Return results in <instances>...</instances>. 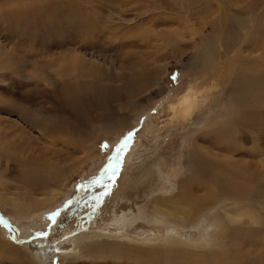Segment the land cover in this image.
<instances>
[{
	"label": "rangeland",
	"instance_id": "374dc122",
	"mask_svg": "<svg viewBox=\"0 0 264 264\" xmlns=\"http://www.w3.org/2000/svg\"><path fill=\"white\" fill-rule=\"evenodd\" d=\"M2 74L0 102L9 101L11 110H0V128L9 121L14 136L8 145L0 134V166L2 153H14L11 163L19 166L12 173L1 166L0 199L36 205L29 218L21 219L19 209L0 203L3 249L12 246L22 258L19 263L2 257L0 264H72V255L56 247L53 228L70 214L75 220L85 193L97 191L111 175L127 173L131 183L125 190L135 195L149 183L143 174L152 173L161 157L171 160L166 171L181 153L191 157L190 167L195 161L203 166L243 159L258 164L254 171L264 176V96L252 105L231 102L233 87L241 89L248 75L253 87L264 88V0H0ZM72 82L88 88L72 92L67 87ZM187 90L188 101L175 113L169 110L167 104ZM129 131L135 135L112 171L109 160ZM219 142L228 150H221ZM22 164L25 169L42 166L35 178L44 177L48 185L29 191L18 181ZM195 169H182L171 192L151 198L175 196L187 182L205 181ZM53 213L59 215L53 219ZM43 216L48 222L41 232L47 236L29 229ZM251 229L239 240L252 238L257 248L247 250L260 253L264 225ZM133 230L126 227L130 236ZM32 241L36 248L30 247ZM36 251L47 258L36 259ZM174 255L160 260L172 262ZM119 258L120 263L90 258L75 263L135 264L131 256Z\"/></svg>",
	"mask_w": 264,
	"mask_h": 264
},
{
	"label": "bare ground",
	"instance_id": "6f19581e",
	"mask_svg": "<svg viewBox=\"0 0 264 264\" xmlns=\"http://www.w3.org/2000/svg\"><path fill=\"white\" fill-rule=\"evenodd\" d=\"M7 74L8 72L5 71L2 77L3 81L6 80L5 76ZM251 79L252 76L248 75L241 89L237 90L233 87L232 93L235 100L231 102L242 103L241 105L243 106L250 105L256 99L264 96V88H258L260 85L256 86L257 88L253 87L250 84L252 83L250 82ZM67 87L72 92L78 89H80L78 90L80 92L81 89L83 91L88 88L85 83L79 84L78 82H72ZM22 95L25 96L27 94L23 92ZM36 95L38 93L30 96L34 98ZM44 95L47 96L48 94ZM189 98L190 92L187 90L185 93L180 94L175 101H170L167 104V108L175 113ZM1 109L4 112H10L9 101L2 100L0 102ZM229 109L233 111L231 107ZM2 119L0 117V124ZM8 120L10 119H5L6 122ZM149 120L145 122L146 128L152 131ZM5 121L3 122L4 124ZM7 123V125L0 128V134L3 137V141L8 142L9 145V142H12L14 131L11 127L12 124L9 121ZM225 139L221 138L220 141L226 142ZM220 145H222L221 147L219 146L221 150H228L224 143H220ZM231 150L237 152L239 149L234 148ZM241 151H245V149L241 147ZM13 154L2 153L6 162H4L5 160L1 161V166L4 164L3 168L7 169H3V171H9L10 173L17 171L18 164L15 165L14 163L16 162L11 163L14 158ZM189 157H187L186 153H181L174 160L177 164L173 161L176 165H172V171L164 170L166 165L171 163V160L168 157H161L160 162L155 163L152 173L151 170H148L143 174L142 178L147 176L149 183L145 182L147 185H144L140 191L137 189L136 192L138 191V193L135 195L132 193L133 191L125 190L129 182L131 183L129 176L126 175L127 173L118 177L111 175L110 178L112 180L108 179L109 181L106 184L105 182L104 184L103 182L102 184L98 183L97 191L86 192L82 198L75 214L78 217H75L76 219L74 220L71 217L74 215L70 214L69 219H65V217V220H60L58 226L56 225L53 228L52 238L55 240L58 250L64 254L72 255L73 260L69 261L72 264H76L77 258L79 260L83 258L96 259L99 262H110L113 260L119 262L117 261L118 258L125 256L134 258L133 262L135 264H264V250L259 251L260 253L254 250L257 248L255 246L256 241H252V238L246 241L239 240V234L242 231L254 232L251 228H253L255 223L264 225V192L262 190L264 176L261 175L262 173L259 174L260 172L254 171L255 165L253 164L255 162L252 164L251 161L249 162L242 158L240 161L237 158H231L232 160L228 159V162L219 161L212 163L206 161L203 166L200 164L201 162L196 166L197 161H195V164L190 167L191 157ZM192 159L194 160V158ZM46 161L48 162L49 160ZM263 163L261 167H264ZM23 164L20 167L18 181L29 191L36 192L39 188L48 185V181L44 177L39 178V180L35 178V174H38V177L41 176L42 166L25 169ZM42 165L44 164L42 163ZM189 168L199 169L205 181L202 182L198 178L199 180L194 186L188 185L187 182V186L180 187L178 194L175 196L166 197L161 195V197L155 196L154 199L151 198L156 192L165 194L171 192L173 190L172 181L177 179L182 169L187 170ZM154 175L158 177L156 178ZM194 175L191 176L193 177ZM140 193L145 198L144 201H142ZM146 193L148 194L146 195ZM136 197L140 198V203L136 201ZM0 203H6V205H12L14 208L19 209L16 212L21 215L20 218L23 217L21 219L29 218L30 209L36 205L33 200L27 203L19 202L13 197L8 199L3 197L0 199ZM231 205L233 207H229ZM46 216L41 217L35 224L30 225L29 229L37 232L43 231L48 222ZM130 225L135 226V230H133L136 231L134 236H130L126 232V227ZM170 226H172V229H170ZM95 227L99 229H94ZM77 228L80 229V233H78ZM21 229L22 232L26 230L24 227ZM262 232L264 236V231ZM3 236H7L5 232H3ZM240 237L244 239L245 235ZM34 243L36 248L37 243ZM249 245L255 247L252 249L254 251L249 252L247 250ZM3 246L4 244L2 245L0 240V258H10L14 261L16 260V262H22L19 254L20 250L18 251L12 246L3 249ZM28 251L31 252L30 250ZM172 253H175V255L169 259L173 258L174 261L161 262V258L167 259ZM32 255L40 261L46 257L45 253H39L38 251Z\"/></svg>",
	"mask_w": 264,
	"mask_h": 264
},
{
	"label": "snow or ice",
	"instance_id": "6c2138e0",
	"mask_svg": "<svg viewBox=\"0 0 264 264\" xmlns=\"http://www.w3.org/2000/svg\"><path fill=\"white\" fill-rule=\"evenodd\" d=\"M175 79V77H173ZM135 132L134 131H129L127 132L122 139L118 142L116 148H115V155L112 156L109 160L108 168L112 169V171H115V167L117 164H114L113 161L119 162L121 159V153L124 151L125 148L129 146V141L134 137ZM104 147H108L107 145H104ZM108 169H105L107 171ZM95 182V181H94ZM59 215V213H53V219L55 216ZM41 236H47V232H41Z\"/></svg>",
	"mask_w": 264,
	"mask_h": 264
},
{
	"label": "water",
	"instance_id": "95a60500",
	"mask_svg": "<svg viewBox=\"0 0 264 264\" xmlns=\"http://www.w3.org/2000/svg\"><path fill=\"white\" fill-rule=\"evenodd\" d=\"M19 239H20V240H24V239H27V238H22V237H21V238H19ZM30 245H31V246H34L35 243L32 241Z\"/></svg>",
	"mask_w": 264,
	"mask_h": 264
}]
</instances>
